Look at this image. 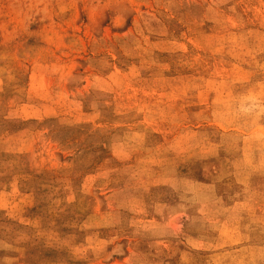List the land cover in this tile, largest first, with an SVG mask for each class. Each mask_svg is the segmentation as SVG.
<instances>
[{"label":"rangeland","instance_id":"obj_1","mask_svg":"<svg viewBox=\"0 0 264 264\" xmlns=\"http://www.w3.org/2000/svg\"><path fill=\"white\" fill-rule=\"evenodd\" d=\"M0 264H264V0H0Z\"/></svg>","mask_w":264,"mask_h":264}]
</instances>
